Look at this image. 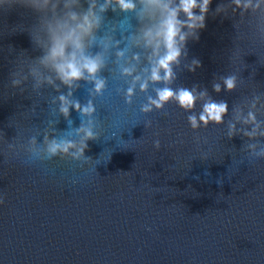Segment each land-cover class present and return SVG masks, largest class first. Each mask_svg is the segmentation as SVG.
<instances>
[{"label": "water", "instance_id": "1", "mask_svg": "<svg viewBox=\"0 0 264 264\" xmlns=\"http://www.w3.org/2000/svg\"><path fill=\"white\" fill-rule=\"evenodd\" d=\"M131 2L0 0V264H264V0H209L167 81L150 79L163 44L144 39L160 12ZM90 5L83 54L99 68L66 84L42 62L50 26ZM163 88L194 106L144 111ZM211 102L227 111L204 124Z\"/></svg>", "mask_w": 264, "mask_h": 264}, {"label": "clouds", "instance_id": "2", "mask_svg": "<svg viewBox=\"0 0 264 264\" xmlns=\"http://www.w3.org/2000/svg\"><path fill=\"white\" fill-rule=\"evenodd\" d=\"M117 2L122 10H129L135 7L131 0H117ZM235 3L239 6L240 0H235ZM208 4L209 0H201L199 5L197 4V0H179L178 5L170 6V3L165 2V0H144L146 9L159 10L161 15L158 25L154 29L150 28L144 32L145 43L146 45L153 46L154 50L158 49L161 44L165 48V54L159 57L151 70L150 79L153 81L161 79L167 81L172 77L173 73L170 65L180 55L177 37H179L180 41H183L185 38L184 34L181 33V27L185 25L189 28L203 27V13L207 11ZM106 6L107 0L104 5L100 6V10L103 11ZM196 7L200 8L201 15H194L192 10ZM180 11H183L187 16L188 19L186 21H180L177 18ZM97 19L92 12V5H90L88 12L82 17H77L75 13H69L67 20L58 21L54 28L50 26L51 46L42 62L50 63L62 82L70 84L73 80L83 78L84 72L93 75L98 70L99 62L97 59L83 54V37L90 33ZM68 47L71 48V51L66 52V48ZM194 63L198 64V62ZM161 69L164 71L163 77L160 75ZM125 71L128 72L130 70L125 69ZM224 82L228 90H231L235 86L234 77H226ZM95 87L98 91L103 87V81H96ZM145 87L146 84L142 83L141 89ZM214 89L219 91V85H214ZM129 93H131V89H129ZM170 98H175L180 106L186 109L192 108L196 99L188 89H180L177 92H173L170 88L158 89L157 99L150 97L149 104L145 105L143 110H150L152 105L161 107ZM60 99L63 101L64 97ZM74 107L79 108V105L76 104ZM92 110L91 105L82 109L86 113ZM61 111L67 113V107L62 105ZM226 111L227 105L224 102L207 103L200 114V122L207 124L209 120H212L219 123ZM248 118L249 120L255 119L252 113H249ZM189 122L193 128L198 126L195 116H190ZM86 135L91 137V131H88ZM68 146V143L64 141H61L59 144L53 141L48 146V152L54 155L58 150L66 151ZM2 203L3 197L0 196V204Z\"/></svg>", "mask_w": 264, "mask_h": 264}]
</instances>
